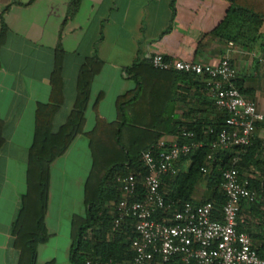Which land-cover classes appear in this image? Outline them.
<instances>
[{"label":"trees","instance_id":"1","mask_svg":"<svg viewBox=\"0 0 264 264\" xmlns=\"http://www.w3.org/2000/svg\"><path fill=\"white\" fill-rule=\"evenodd\" d=\"M213 1L202 0L185 31L176 38L174 34L181 27L178 0H170L168 25L149 46L161 47L171 38H176L174 50L167 52L160 48L150 55L159 54L165 60L192 62L200 41L208 36L225 44L231 42L237 46L251 47L261 34L264 0H218L222 3L221 7H214ZM79 5L80 0L67 2L53 49L47 101L36 103L33 110L31 143L25 160L24 193L18 198V207L9 226L12 248L17 253L15 264H35L37 247L49 238L44 224L49 167L64 154L78 135L86 139L90 168L82 187L84 215H73L69 221V264H117L131 260L132 229L128 224L115 229L112 225L113 214L107 206L116 203L120 197L116 178L135 172L140 179L144 173L141 155L148 150H155L158 140L164 135L172 136L184 130L193 133L194 140L201 143L180 158L174 176L161 177L165 202L174 210L178 209L182 203L190 200L194 187L201 181L205 182V196L215 208H220L224 202L219 184L222 171L231 167L233 152L217 151L209 160L206 158L209 144L225 129L224 117L217 114L211 120L197 118L193 122H181L172 114L181 96L177 83L192 79L186 74L154 69L146 59L134 60L124 68L133 87L115 99V119L108 122L97 114L96 107L103 96L98 93L91 106L94 112L93 125L84 132V113L90 86L102 66L95 55L85 57L77 70L71 107L64 120L56 125V116L64 104V51L60 36L64 24L75 16ZM7 31L6 25L0 20V48ZM190 83L196 89L195 95L199 96L203 92L201 84L196 81ZM234 84L240 90L236 80ZM3 129L4 122L0 120V150L5 143ZM252 144L253 140L239 156L235 165L239 172H245L252 163ZM205 164H208V172L203 175L200 168ZM240 180L246 181L255 199L249 204L242 203L236 230L248 234L253 240L257 235L250 233V224L239 220V217L247 214L260 219L261 212L264 213V182L255 178L243 179L241 174ZM137 191L141 192L140 186ZM140 198L138 196L132 200ZM258 249L263 250L264 245Z\"/></svg>","mask_w":264,"mask_h":264},{"label":"crops","instance_id":"2","mask_svg":"<svg viewBox=\"0 0 264 264\" xmlns=\"http://www.w3.org/2000/svg\"><path fill=\"white\" fill-rule=\"evenodd\" d=\"M169 1L80 0L75 16L64 24L60 36L64 51V104L56 116V125L64 120L71 107L79 65L85 57L92 55L102 62V66L90 86L83 131H89L93 125L91 106L98 93L103 96L97 104V114L108 122L115 119V99L133 87L124 68L160 48L172 52L177 36L185 31L202 0H178L181 27L174 34L176 38H171L161 47L149 46L168 25ZM67 2L0 0V20L8 30L0 48V120L4 122L5 140L0 150V264H15L16 261L17 253L12 248L9 226L24 190L25 160L31 143L34 106L47 101L53 49ZM213 5L221 7L222 3L214 0ZM263 48L264 23L260 36L251 47H231L208 36L200 41L193 61L216 64L226 59L236 71V83L243 97L264 115ZM191 81L194 80L177 83L181 96L172 114L181 122H193L197 118L211 120L218 114L211 98L205 92L195 95L196 89ZM170 137L164 135L159 140ZM83 140H86L83 135L76 136L64 154L50 164L44 217L49 238L37 247L35 264H52L58 250L68 252L69 221L75 214L70 207L71 200L65 197L66 184L69 180L74 189L81 182L79 165L82 162L86 169L88 162L87 142ZM252 140V163L240 173L243 179L255 178L264 182V121L255 125ZM84 159L86 164L84 162L83 165ZM197 185L191 196L198 193ZM239 220L248 222L250 233L257 235L253 243L257 247L264 245V213L261 212L260 219L243 214Z\"/></svg>","mask_w":264,"mask_h":264},{"label":"built area","instance_id":"3","mask_svg":"<svg viewBox=\"0 0 264 264\" xmlns=\"http://www.w3.org/2000/svg\"><path fill=\"white\" fill-rule=\"evenodd\" d=\"M227 45L235 46L231 42ZM262 52L264 65V48ZM145 59L154 69L183 73L201 84L225 124L209 144L206 158L209 160L217 151L232 150L233 154L231 167L221 173L219 191L224 202L220 208L205 196L204 181L197 185L196 196L178 209L164 200L161 177L174 176L180 158L201 145L191 132L182 130L168 140H158L155 150L144 152L140 157L144 170L140 179L135 172L118 176L120 197L107 208L113 214V227L128 224L134 237L130 240L131 260L117 264H264V249L259 251L248 234L236 230L242 203L253 202L255 194L245 180H240L241 173L235 166L264 115L235 86L236 71L226 59L216 64L165 60L159 54ZM200 172L206 174L208 164ZM138 196L139 200H132Z\"/></svg>","mask_w":264,"mask_h":264},{"label":"rangeland","instance_id":"4","mask_svg":"<svg viewBox=\"0 0 264 264\" xmlns=\"http://www.w3.org/2000/svg\"><path fill=\"white\" fill-rule=\"evenodd\" d=\"M81 139H83V138H81ZM83 141H86V140H83ZM87 158L85 157V159H87V161H88L86 169L83 168L82 162L79 165L78 175L81 176V177H79V180L81 179V182H80L81 184L79 183V185H76V187L73 189L72 186H70V183L68 180V184H66V187H67L66 191L67 192H65V195H66L65 197L71 200L70 207L73 209L74 214L76 216H80V217H82L84 215V211H85L84 205H83L82 187H83L84 180H85V178L88 174L89 168H90L89 153L87 154ZM76 159L80 160L78 157H76ZM85 159L83 161V165H84V162L86 164ZM82 168H83V172H82ZM23 184H24V182H23ZM197 191H198V189H197ZM23 193H24V190H23L22 194ZM59 237L61 238V236H59ZM56 256H57L56 260L52 264H69L68 260H67V251L64 252V249L58 250L56 253Z\"/></svg>","mask_w":264,"mask_h":264}]
</instances>
